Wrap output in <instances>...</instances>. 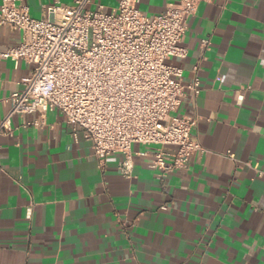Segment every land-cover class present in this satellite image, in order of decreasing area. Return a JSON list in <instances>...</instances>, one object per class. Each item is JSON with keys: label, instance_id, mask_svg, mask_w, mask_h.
Masks as SVG:
<instances>
[{"label": "crops", "instance_id": "0c3cea01", "mask_svg": "<svg viewBox=\"0 0 264 264\" xmlns=\"http://www.w3.org/2000/svg\"><path fill=\"white\" fill-rule=\"evenodd\" d=\"M75 1L21 3L40 19L47 6ZM178 1L136 7L154 16ZM118 3L88 8L111 13ZM20 41L0 26V50ZM180 46L186 57L167 62L184 83L197 76L201 92L185 91L176 114L197 118L192 134L204 151L159 176L150 167L156 146L134 143L125 178V155L99 165L62 113L14 116L11 135H0V264H264V174L256 173L264 172V0H198ZM31 72L0 59V122Z\"/></svg>", "mask_w": 264, "mask_h": 264}, {"label": "built area", "instance_id": "2783aa9c", "mask_svg": "<svg viewBox=\"0 0 264 264\" xmlns=\"http://www.w3.org/2000/svg\"><path fill=\"white\" fill-rule=\"evenodd\" d=\"M93 1L52 4L35 19L21 0H0V26L21 34L17 46L0 50V59L32 65L22 90L6 99L10 108L0 135H11L14 116L56 110L74 139L84 131L99 165L124 154L119 170L125 178L132 173L134 143L156 146L150 167L159 176L186 169L204 150L192 134L197 118L176 112L184 92L197 97L201 84L197 76L184 83L183 70L167 60L186 57L180 43L198 0L170 2L154 16L143 15L136 0H119L111 13L102 5L90 10Z\"/></svg>", "mask_w": 264, "mask_h": 264}]
</instances>
